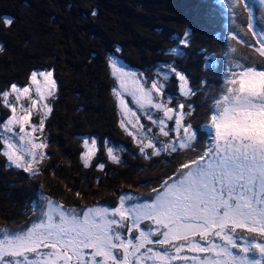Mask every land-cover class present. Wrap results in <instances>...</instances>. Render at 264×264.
Listing matches in <instances>:
<instances>
[{
	"label": "trees",
	"instance_id": "1",
	"mask_svg": "<svg viewBox=\"0 0 264 264\" xmlns=\"http://www.w3.org/2000/svg\"><path fill=\"white\" fill-rule=\"evenodd\" d=\"M4 18L13 19L11 27ZM248 25L243 5L229 11L218 0H0V93L13 84L27 86L33 71H51L56 81L39 170L10 166L0 141V229L27 227L43 198L86 210L113 206L129 192L154 195L162 180L198 157L209 134L201 126L210 120L228 66L236 60L264 65ZM113 58L147 82L163 84L159 99L167 107L185 104L191 115L184 123L199 134L196 151L141 153L143 145L121 126ZM173 67L194 89L190 97L180 93ZM8 116L0 96V130ZM86 139L101 149V158L88 167L82 159ZM104 145L113 147L118 162L104 158Z\"/></svg>",
	"mask_w": 264,
	"mask_h": 264
},
{
	"label": "snow or ice",
	"instance_id": "2",
	"mask_svg": "<svg viewBox=\"0 0 264 264\" xmlns=\"http://www.w3.org/2000/svg\"><path fill=\"white\" fill-rule=\"evenodd\" d=\"M244 2L249 4L250 0ZM257 3L264 5V0ZM13 22L12 18H4L7 27ZM258 42L261 46L256 51L264 57V36H258ZM182 43L188 44L187 33ZM110 67L120 88L140 108L163 112L164 118L153 119L150 112L147 118L160 127L164 136L169 131L178 133L175 144L158 147L155 138L148 137L140 125L137 131L144 132L141 145L146 141V147L153 149L147 153L145 146H141L145 156L174 152L177 145L180 149L197 150L199 134L190 121L184 123L185 117L191 115L190 111H184V103L179 104V112L175 113L173 107H166L152 97L153 91L163 95V84L153 82L150 90L141 86L135 74L126 71L116 58L111 60ZM172 71L181 81V94L193 95L194 89L188 87L185 75L174 67ZM38 76L45 81L47 97ZM164 76L167 78L168 73ZM52 77L51 71L32 72L30 79L40 101L54 94L56 81ZM129 79L135 87L128 88ZM13 93L15 104L9 103ZM29 93L30 87L15 84L11 85V92L0 93L4 106L12 112L2 125L4 134L0 135V141L5 145L3 154L11 164L35 174L39 169L33 165L45 158L43 153L37 154L38 150L48 145L42 139L36 142L39 138L34 137L37 131H44V119L39 125L31 123L32 110L38 101L31 99L30 108L20 104L21 97ZM17 104L23 113L19 116ZM120 104H124L123 99ZM43 107L47 109L46 118L52 108L47 103ZM210 111V120L201 126L209 134L198 157L181 164L174 176L162 180L159 188H153L154 195L149 201L125 194L120 198V206L113 210L97 206L79 210L47 200V210L40 208L38 220L30 227L0 229V264H174L176 261L264 264V65L258 67L242 60L230 64ZM173 115L175 129H168L166 120H173ZM17 127L19 132L15 131ZM95 147V140L91 147L88 140L84 141L85 167L89 166ZM108 155L118 162L112 148L108 149ZM103 167L101 164L100 168ZM143 221H151L154 227L141 229ZM125 228L131 238L122 234L121 229ZM84 249H92L89 259L85 258Z\"/></svg>",
	"mask_w": 264,
	"mask_h": 264
},
{
	"label": "rangeland",
	"instance_id": "3",
	"mask_svg": "<svg viewBox=\"0 0 264 264\" xmlns=\"http://www.w3.org/2000/svg\"><path fill=\"white\" fill-rule=\"evenodd\" d=\"M218 1H219V4H221L224 8H226L229 11H232L233 9H235L239 5H243V7H244V9H245V11H246V13L248 14V17H249L248 29L250 30L251 34L253 35L255 50H256V48H259L261 45L258 42V36H264V5H259L257 3V0H250L249 4H245L244 0H218ZM254 7L257 9V12L259 14L256 15V13L254 11L255 10ZM258 54H259V52H258ZM261 59H262V62L264 63V57H261ZM119 65H122L125 68L126 71H129V72L135 74V79L141 83V86H143V87H145V88H147L149 90L151 89V84L153 82H147V79H145L142 74H140L139 72H137V71H135L133 69H130V68L126 67L124 64H122L120 62H119ZM113 78H114V80L116 82V86H115V89H114V97L116 99L117 106H118V108L120 110L121 120H124V127L127 130L128 134L131 133V135L135 138V140L138 142V144H141V138L144 136V132L147 133L148 137H150V138L154 137L155 138V142L157 143L158 147H161L163 144H175L176 143V138H177V135H178V133L176 131H169L168 136H164L160 132V127L158 125L153 124L152 121L147 118V113L148 112H150L152 114L153 119L164 118L163 117V112L162 111H158V110H156L154 108H149L147 110L140 108L139 105L136 103V101L133 99V97L130 94H128V92L125 89H121L120 88V82L117 81L114 76H113ZM37 79L40 81V87H41L42 90L45 91V96L47 97L48 93H47V88H46L44 79L42 77H39V76L37 77ZM179 84H181V81H179ZM127 86H128V88H133L136 85L133 84L132 79H129L127 81ZM27 87H30V93L26 94V96H24V97H21L20 104H23L25 107H29L30 108L31 107V99H36L38 101L37 107L32 110L31 123L39 125L40 120L45 118V113L47 112V109L44 108L43 105L45 103L48 104V100L52 96L48 97L44 101H40L39 97L36 95L35 85L32 84L31 79H30V82L27 85ZM9 92H11V89H10ZM54 92H55V90H54ZM117 92H119L121 94L119 97L117 96ZM180 93H181V91H180ZM152 97L154 98V100L156 102L164 104V102L159 99L160 95H158L155 91L152 92ZM120 99H123V101H124L123 105L120 104ZM9 103H11V104H15L16 103V94L13 93L12 95H10ZM125 105L127 107H125ZM8 110H9V116L7 117V119L9 117H11V115H12V112H11L9 107H8ZM174 112L178 113L179 109H177V110L174 109ZM16 114H17V116L23 114L19 104H17V112H16ZM175 119H176V116L173 115V120H170V121L166 120V125H167L168 129H175ZM149 124H152L151 128L148 127ZM140 125H143L144 132L137 131V129L139 128ZM148 129H151V131H148ZM27 130L30 131L31 129L28 128ZM15 131L19 132V128L18 127L15 128ZM3 134L4 133H3V128H2V130H0V135H3ZM41 135H42V133L39 132V131H37V133L34 134V137L39 138V139L36 140V142H40ZM156 135H158L160 138H167V139L164 140V141L163 140H158V138H156ZM86 140H88L89 146L91 147L93 139H86ZM84 141L82 142V144H83V154L86 151L85 148H84ZM17 143H19V142L17 141ZM143 146H145V151L147 153L148 152L151 153L153 151V149L146 147V141H145V145H143ZM176 147H177V151L178 152L179 151L182 152V151L186 150V149H180L178 147V145ZM4 148H5V145H4ZM109 148L113 149V147L110 146V145L109 146H105L104 145L103 146V154H104V158H108L110 160L112 158L108 155V149ZM4 151H5V149H4ZM41 151H42V149L38 150L37 154L38 155L41 154ZM100 151H101V149L99 147V143L96 141V147H95V149H93L94 155L90 157L89 164H90V162H93L94 160L98 161V159L101 158ZM165 152L166 151H161V153H165ZM113 154L115 155V150L114 149H113ZM83 163H84V160H83ZM8 164L10 166H14L9 161H8ZM35 165L36 164H34L33 167H35ZM127 194H133L137 198V200H139V201H149L152 198V196H153V195L150 194L148 197H145V196H142V195L137 194L135 192H133V193L129 192ZM123 195H125V194H123ZM46 201H47L46 198L42 199L41 206L34 210L37 213V216L35 218H33L30 223H27L28 226L25 227L24 229L30 227L31 224L34 221L38 220L39 209L40 208H43L44 210H47ZM96 206L97 207H108L110 210H113V209L118 208L120 206V198H119V200H117L116 204L113 205V206H105V205H96ZM117 219H119V218L117 217ZM126 223H130V221L126 222ZM145 223H147V224H145ZM140 227H141V229H144L145 231H147L149 227H154V225L152 224L151 221H143L141 223ZM121 232L127 238H131V236L128 235L126 228L125 229H121ZM137 234L138 233H133V235H137ZM152 238L153 239H157L156 236H153ZM84 253H85V258L89 259L90 256H91V253H92V249H84ZM97 259H100V258L97 257ZM176 262H177V264H183V262H181V261H176ZM176 262H174V264H176Z\"/></svg>",
	"mask_w": 264,
	"mask_h": 264
},
{
	"label": "flooded vegetation",
	"instance_id": "4",
	"mask_svg": "<svg viewBox=\"0 0 264 264\" xmlns=\"http://www.w3.org/2000/svg\"><path fill=\"white\" fill-rule=\"evenodd\" d=\"M145 224H147V223H145ZM196 239L199 240V237H197ZM201 243H203V242H201ZM156 247H157V250L163 251V249L159 248V246H156ZM189 255H194V253H189ZM149 264H150V262H149ZM176 264H177V262H176Z\"/></svg>",
	"mask_w": 264,
	"mask_h": 264
}]
</instances>
